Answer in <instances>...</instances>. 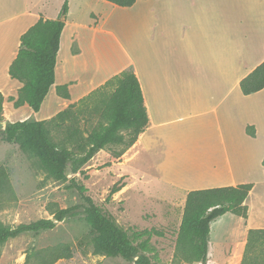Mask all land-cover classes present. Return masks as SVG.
<instances>
[{"label":"crops","instance_id":"1","mask_svg":"<svg viewBox=\"0 0 264 264\" xmlns=\"http://www.w3.org/2000/svg\"><path fill=\"white\" fill-rule=\"evenodd\" d=\"M67 1L55 83L38 112L28 104L17 108L12 101L25 115L9 121L50 120L132 68L149 124L120 157L126 154L129 162L140 148L153 177L182 192L185 200L196 189L254 183L245 201L248 218L239 217L246 240L249 229L264 228V204L254 196L264 185V89L245 95L240 87L264 61V3L254 8L251 18H243L241 0H139L130 7L97 0L102 6L98 18L92 12L82 21L70 17ZM53 2L0 0L4 104L23 86L9 73L21 36L39 19L59 17L63 5L53 8ZM64 84L70 98L57 94V86ZM249 125L254 136L247 132Z\"/></svg>","mask_w":264,"mask_h":264},{"label":"trees","instance_id":"2","mask_svg":"<svg viewBox=\"0 0 264 264\" xmlns=\"http://www.w3.org/2000/svg\"><path fill=\"white\" fill-rule=\"evenodd\" d=\"M106 1L130 7L139 0ZM67 14L66 0L58 18H41L21 36L19 52L9 68L11 77L23 83L18 95L9 97L15 107L28 104L34 112L40 110L51 86L55 83V67L65 26L62 16ZM240 87L245 95L264 89V61L241 80ZM105 89L108 90V98L101 100L103 106H96L93 110L100 111L99 120L84 140L76 139L80 129L73 127L66 133V142L57 143L52 140L46 127V124L52 121L56 122L57 127H61L67 119H71L78 103L71 104L51 120L29 117L25 120L8 121L5 130H2L0 125V131L4 133L7 141L17 143L23 151L36 156L49 176L57 180L67 179L69 164L76 173L97 151L110 145H123L124 151L117 153L121 156L126 149L136 143L139 135L148 127V111L134 69H127L115 75L94 93L104 92ZM56 91L58 95L70 98L68 85H58ZM4 101L5 96L0 91V121L4 119ZM247 132L254 136V127L249 125ZM82 152L84 154L79 156ZM262 163L264 165V159ZM70 182L69 187L76 188L85 203V219L94 232L93 254L121 256L136 264H155L153 257L148 254L151 250L150 240L153 235H163V231L156 228L136 230L131 236L95 203L87 194L88 188L85 185L75 178ZM122 186L115 185L112 193L119 191ZM253 186L254 183H241L235 186L189 191L178 235L180 258L189 263L208 264L212 222L228 212L247 219L248 206L245 201ZM4 199L14 200L16 194L8 177V169L0 166V208ZM75 209L76 206L60 208L57 204L50 203L48 210L53 215L52 218H41L17 226L7 225L0 220V246L24 233L51 230L56 227L58 221L79 214ZM73 256L74 249L67 243L31 248L26 252L24 264H55L59 260L70 259ZM240 264H264V228L249 229Z\"/></svg>","mask_w":264,"mask_h":264},{"label":"rangeland","instance_id":"3","mask_svg":"<svg viewBox=\"0 0 264 264\" xmlns=\"http://www.w3.org/2000/svg\"><path fill=\"white\" fill-rule=\"evenodd\" d=\"M9 2L16 3V0ZM59 2L54 0L52 7H58ZM63 3L64 1L59 6ZM263 3L264 0H241L242 17L251 18L255 13L254 8ZM69 5L70 17L82 21L90 18L92 12L97 14H92L95 20L102 11L97 0H69ZM107 92V89L104 92H93L80 101L74 108L75 113L71 119H67L61 127H57L55 121L48 122L46 127L52 140L63 144L66 142L67 131L73 127L80 129L76 139L84 140L99 120L100 111L93 110L96 106H103L101 100L108 98ZM6 101L13 104L9 98ZM7 106L6 103L3 105L4 119L9 121L11 118L6 113ZM121 151H124L123 145H110L101 149L86 164L81 165L76 173L69 164L67 179L57 180L48 175L36 156L23 151L17 143L7 141L4 133L0 131V166L8 169V177L16 194L14 200L4 199L0 208V220L7 225L17 226L41 218H52L53 215L48 210L50 203H55L60 208L76 206L75 211H79L76 216L58 221L51 230L24 233L10 239L0 246V264H24L29 249L62 243L72 246L74 256L59 260L55 264H136L121 256L93 254L94 232L85 219L84 200L76 188L69 187L72 178L85 185L88 188L87 194L95 203L131 236L136 230L156 228L163 231V235H153L150 240L151 250L148 254L153 257L155 264H201L183 260L178 251L185 195L161 184L153 177L154 169L143 150L136 148L132 153L134 159L131 156L129 160H132L129 162H125L126 154L123 157L117 154ZM79 154L81 156L84 152ZM115 185L123 186L112 193ZM254 196L261 197V203L264 204V185L259 186ZM253 199H250V203ZM246 242L241 217L227 213L217 218L211 224V264H240Z\"/></svg>","mask_w":264,"mask_h":264},{"label":"bare ground","instance_id":"4","mask_svg":"<svg viewBox=\"0 0 264 264\" xmlns=\"http://www.w3.org/2000/svg\"><path fill=\"white\" fill-rule=\"evenodd\" d=\"M8 105V106H7ZM6 113L7 115L11 118V119H17V118H20V117H23L25 115V113L21 110H16L12 104H7L6 103Z\"/></svg>","mask_w":264,"mask_h":264},{"label":"water","instance_id":"5","mask_svg":"<svg viewBox=\"0 0 264 264\" xmlns=\"http://www.w3.org/2000/svg\"><path fill=\"white\" fill-rule=\"evenodd\" d=\"M62 19L65 20L66 19V16H62ZM7 123H8V119H2L0 121V125H2L1 129L2 130H5L6 129V126H7Z\"/></svg>","mask_w":264,"mask_h":264}]
</instances>
